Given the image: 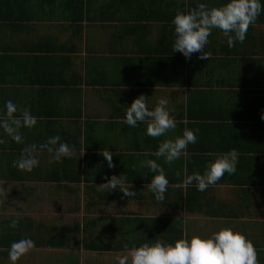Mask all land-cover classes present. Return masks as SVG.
Listing matches in <instances>:
<instances>
[{
  "label": "crops",
  "instance_id": "crops-1",
  "mask_svg": "<svg viewBox=\"0 0 264 264\" xmlns=\"http://www.w3.org/2000/svg\"><path fill=\"white\" fill-rule=\"evenodd\" d=\"M198 2L228 0H0V109L12 100L38 118L21 129L22 144L0 129V264H10V245L22 238L36 248L19 264H115L125 246L174 244L185 231L190 239L221 227L250 239L264 264V11L242 44L229 48L213 29L210 58L186 59L173 53L171 21ZM141 94L152 105L169 100L174 131L153 138L146 124L124 123ZM185 128L199 129L185 156L169 165L152 155ZM56 135L76 153L62 164L39 149ZM32 144L40 164L20 171L14 162ZM232 149L236 174L205 192L183 185ZM106 150L112 168L99 154ZM149 159L169 181L162 202L146 188L155 175L141 166ZM113 175L135 195L99 186Z\"/></svg>",
  "mask_w": 264,
  "mask_h": 264
},
{
  "label": "clouds",
  "instance_id": "clouds-1",
  "mask_svg": "<svg viewBox=\"0 0 264 264\" xmlns=\"http://www.w3.org/2000/svg\"><path fill=\"white\" fill-rule=\"evenodd\" d=\"M262 11L264 0H228L219 7H209L205 2H198L194 8L177 11L171 21L175 33L173 53H181L186 59H191L194 53H199L200 59H209L210 53L204 49L210 43L209 37L213 29L220 30L227 37L229 48L235 47L237 42L242 44L249 27L255 24ZM172 112L167 98L161 97L152 105L149 99L141 94L128 106L123 121L132 128L141 123L146 124L145 134L158 138L176 129L177 121ZM261 119H264V114ZM37 124L36 116L26 109H19L12 100L6 101L3 109H0V129L17 144L24 142L21 129H33ZM198 133L199 129L185 128L182 135L176 136L175 139L162 141L152 155L162 157L166 164L171 165L186 155L190 144L197 143ZM39 149L47 150L49 163L62 164L65 158L76 154L59 135L49 137L47 143L39 145ZM36 153L37 145L24 147L13 166L20 171L32 172L40 164ZM99 154L107 160L109 168L114 166L113 154L110 151ZM238 163L239 153L232 149L217 156L215 160H209L203 174L197 171L187 175L183 185L194 183L197 191L205 192L209 187L216 185L225 174H236ZM141 166L155 173L146 185L147 190L154 195L156 201H164L169 187L164 168L151 159L143 161ZM122 176L113 175L99 186L110 191L119 189L126 197L134 196L135 191L130 190L131 185H127ZM2 192L3 189H0V193ZM18 227L19 218L12 219L9 228ZM35 248V241L31 238L12 242L8 250L10 264H19L22 258ZM124 253L116 256L115 264H259L257 249L252 241L231 227H221L211 235H193L190 239L185 231L184 238L174 244L157 240L154 244L144 243L139 247L125 246Z\"/></svg>",
  "mask_w": 264,
  "mask_h": 264
},
{
  "label": "trees",
  "instance_id": "trees-1",
  "mask_svg": "<svg viewBox=\"0 0 264 264\" xmlns=\"http://www.w3.org/2000/svg\"><path fill=\"white\" fill-rule=\"evenodd\" d=\"M86 156H88V155H86ZM84 167L86 168V169H88V167H89V163L88 162H85V164H84ZM76 181H80V180H82L81 178H77V179H75ZM6 243H3V245H5Z\"/></svg>",
  "mask_w": 264,
  "mask_h": 264
},
{
  "label": "rangeland",
  "instance_id": "rangeland-1",
  "mask_svg": "<svg viewBox=\"0 0 264 264\" xmlns=\"http://www.w3.org/2000/svg\"><path fill=\"white\" fill-rule=\"evenodd\" d=\"M56 223V222H55ZM40 233H44V231L42 230V232H40ZM38 242H39V240H38ZM29 258H30V256H29ZM66 260H68V259H66ZM55 261H59V262H57V264H61V263H63L64 261H62V260H57L56 258H55ZM40 262H42L41 260H40Z\"/></svg>",
  "mask_w": 264,
  "mask_h": 264
}]
</instances>
